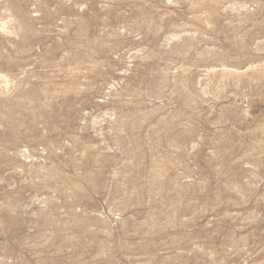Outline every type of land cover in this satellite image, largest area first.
I'll list each match as a JSON object with an SVG mask.
<instances>
[{
  "label": "rangeland",
  "instance_id": "rangeland-1",
  "mask_svg": "<svg viewBox=\"0 0 264 264\" xmlns=\"http://www.w3.org/2000/svg\"><path fill=\"white\" fill-rule=\"evenodd\" d=\"M0 264H264V0H0Z\"/></svg>",
  "mask_w": 264,
  "mask_h": 264
}]
</instances>
